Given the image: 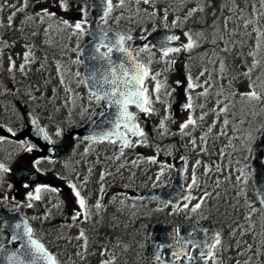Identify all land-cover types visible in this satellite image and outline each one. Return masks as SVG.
<instances>
[{"label": "flooded vegetation", "instance_id": "flooded-vegetation-1", "mask_svg": "<svg viewBox=\"0 0 264 264\" xmlns=\"http://www.w3.org/2000/svg\"><path fill=\"white\" fill-rule=\"evenodd\" d=\"M15 1L18 2V0ZM58 1L52 0L56 7L53 9L55 11L51 12L55 13L54 17H47L42 14L36 16L39 21L47 24L45 29L43 27L34 29L31 27V23H26L27 19L26 22L21 19L22 15H13L16 12H14L15 6L12 3L10 4L8 0L2 2L5 12L2 14L0 10V91L3 93L0 94V125H3L7 130H13L15 132L14 136L19 138L20 145L9 140L0 142V162L10 169L6 173H0V207L8 212L20 210L29 224L38 234L43 236L46 247L57 256L60 264H81L82 262L81 260L74 259L72 261L69 259L67 255L69 252L62 247L61 244L67 239V236L62 239L59 238L56 242L58 235H66L76 230L80 233L83 232L84 237L91 236L94 244L99 247L112 248V250L116 248L115 251L113 250L112 258L114 264H118L116 260L120 261V264H162L160 261L152 259L149 253V234L154 224H158L159 232L167 234L169 240L168 243H164L163 238H161L155 248L157 251L169 248L170 264H173L172 252L180 247L182 236L186 240L193 239V234H188V229L184 226L193 223L200 224L209 218H212L213 227H215L221 238V244L215 250L217 264H226L224 257L230 253H232L231 257H235L232 259L233 264H253L252 258L256 253L262 252L264 245L263 212L255 200L253 192L248 187V194L242 197V195H238V189H240L238 185H228L223 190L216 188L212 183H210L212 184L210 186L208 184L211 174L215 173L214 170L207 169L202 174L198 173V168L193 171L190 169L189 161L194 157L208 163L215 160V163L218 164L216 163L214 169L217 171H220L221 163L219 164L217 158L207 155L208 149L204 142L197 146L196 152H192V149L185 143L186 140H189V136L193 133L195 127L190 125L189 129L185 130L187 134L182 135L179 131L180 125L188 119L184 117L183 103L189 95L194 97L195 92H197L196 90L188 91V76L191 75L193 81L197 82L196 72H203L206 75V69H203V67H189L190 60L184 58L183 50L179 53L170 54L166 58H162V52L160 51H145V48L150 49L148 42H144L140 48L135 50L134 56L138 61L150 68L151 75L159 73L157 80L162 84H166V87H162L163 92L160 93L163 101L159 102L161 107L153 105L156 110L153 114L146 115L143 112H138L134 106L130 107V111L137 113L138 122L147 136V142L138 144L136 141L139 138L131 137L133 146L124 148L122 154L120 152L117 155H122L123 166L121 169H117L115 173L112 166L113 145L111 143H94L74 133L78 128L77 123H91L99 118L98 113L104 110L103 103L99 107L95 103H92L90 107L87 105L85 112L82 113L80 100H77L74 111L66 112L68 114L66 119L61 115L62 109L56 110L58 107L43 116L38 111L39 107L34 110L22 105V107L26 106L32 111L39 127L48 134L52 154L48 155L46 159L41 154L38 146L29 138L32 129L25 124L24 118L19 112V107H21L19 105L21 104L15 102L12 98V92L19 89L22 92L42 91L46 86L40 81V78L50 79V86L47 88L56 90L53 87L54 70H56L58 78L57 83L60 85L63 84L61 79L65 76L61 68L66 70L70 65H72L75 73L79 72L81 74V49L89 40L87 31L83 35H73L74 28H65L58 23V21H61V14L69 16L73 12V4H69V7H67L69 10L63 13L61 6L59 8L58 3H55ZM41 2H44V0H28V4H34V8L41 6L38 11L45 9L43 7L44 3ZM86 8L89 9V6ZM9 16H12L13 19L12 25L8 27ZM82 17L80 15L75 21L82 19ZM89 18L90 11H87L88 21ZM50 20L55 22V25L54 23L52 25L54 26L53 31L56 30L57 33L60 31V35L55 36V33L51 32ZM162 25L165 28V24ZM100 28L106 31L111 27L100 24ZM41 33H46L47 36L43 37ZM40 37L48 38V41L39 44L36 40ZM137 37H132V39ZM143 37H141V40H143ZM71 39L74 48L70 56L68 44ZM131 40L126 41V48L130 47ZM173 43L177 45L176 47H182L179 43L176 42V44L175 41ZM14 44L19 46L18 50L13 49ZM28 51H31L32 58L25 64L24 71L21 72L19 66L25 63L23 54ZM103 51L107 50L103 49ZM151 52L158 54L157 57H153L154 68L150 67L152 60L148 61L146 58V55H150ZM212 55H215V53ZM16 57L19 59L20 65L17 66L16 63L15 69L9 72L10 63L16 61L14 59ZM219 58L224 63L223 46ZM160 59H162L164 66L155 67L156 64H160ZM169 59H174L175 63L172 65L166 63ZM77 60L80 63L75 65ZM33 65H41L40 71L35 70ZM223 75L224 71L220 76ZM1 77L9 80L1 79ZM81 77L82 75L77 77L78 86L81 85V82H79ZM151 80H146V85ZM177 81L180 83L178 84ZM220 83L222 86L224 85L223 77L220 78ZM203 97L200 95L201 100H203ZM61 107L63 106L61 105ZM199 109L203 110L200 106H196L192 109V112ZM93 111L97 113L96 116L92 115ZM48 114L52 116L50 117ZM166 115L168 119L164 121L167 129L165 132V129L159 126ZM152 120L159 124L158 129L155 125H149ZM204 124V120L198 119L196 121V125ZM57 130H60V136L56 135ZM197 133L204 134L200 131ZM157 137H159V141ZM82 143L88 145V149L95 146V151L90 155V159H87L82 151L77 149L73 155L76 160L73 161L68 154ZM26 147H31L32 151H26ZM36 155H42V157H36ZM136 156H138L137 161H131ZM162 157L167 161L163 168L165 169L164 177L166 179L163 183H160V176L158 180L151 184L153 176H148V171ZM152 158L155 159V163L151 162ZM36 160H40L39 165H34ZM178 167L183 172V184L191 191L190 197L193 196L192 188H189L193 173L197 177V185L207 188V195L203 199V214L200 218H194L192 213H188L187 210L184 211L185 204L190 201L189 199L176 208L145 196L146 193L153 190L168 187L173 181ZM37 168H39V171H37ZM119 173L122 175H119ZM2 179H8L10 184L2 182ZM70 183L75 185V190L81 193L88 210L87 214L81 215L77 220H74L73 216L77 212L83 213V210L79 209L76 203L74 190L69 186ZM25 184L28 185L27 188L24 187ZM34 186L57 189L55 192H44L48 199V205L47 210L43 212L40 224L34 223L32 216L29 214V211L33 212V208L27 206L28 203H31L27 200V193L34 192ZM109 186L114 187L113 192L111 189L109 190ZM102 188L103 191H101ZM97 202L101 205L99 209L95 207ZM247 217H251V219H246ZM210 226L212 227V225ZM116 235L127 236L128 239L133 235H140L144 243L137 242L138 237H135L128 240L132 242L131 246L127 245L128 241L122 245L114 246L113 240L119 241V238H114ZM9 239L6 233H0V243L7 245ZM16 246V244H13V247ZM120 247H125V249H119ZM146 249L147 255L144 259H141L140 251ZM193 249L192 245L188 244L185 247V252L187 255H191ZM61 251L67 254L61 253ZM65 255H67L66 259ZM187 255L182 256L179 260H174L187 259ZM262 263L264 264V261ZM86 264H89V262H86ZM209 264H212V262L209 261Z\"/></svg>", "mask_w": 264, "mask_h": 264}, {"label": "rangeland", "instance_id": "rangeland-1", "mask_svg": "<svg viewBox=\"0 0 264 264\" xmlns=\"http://www.w3.org/2000/svg\"><path fill=\"white\" fill-rule=\"evenodd\" d=\"M2 1L0 0V10L1 13L4 14V9L1 6ZM10 4L12 3L14 7V12H16L14 15H22L21 19L26 23H31V27L34 29L40 27L45 29L46 23L41 22L38 20L36 16L37 13H41V10L38 11V9L41 8V6H36L34 8V4H27V8H25L23 11H17V9H20L24 5V0H8ZM83 1L86 0H73V12L67 16L65 14H61L60 18L61 21H58V23L62 26V20H68L70 23L75 22L76 19L81 15L80 9H83ZM81 2V3H80ZM35 3V2H33ZM43 7L47 9L49 12H54L53 10L55 5L52 3V0H44ZM59 8L61 0L58 2ZM119 0H113V4H118ZM226 4L228 5V11H231L230 13V19L234 21L235 26L241 31V32H248L250 35H248V42H247V48L243 55V61L245 65L247 66V69L243 71L244 73L248 71L249 68L252 67L253 64V57L249 55L250 52L255 50V44H256V36L257 33L254 31L255 27H259L260 25H264V16H257L253 14V5L256 6V9L258 12H264V8H261L260 6V0H226ZM200 7V4H198L195 0H153V3L151 5H146L143 3H140L139 5L136 4L135 0H126V3L124 7L115 8L111 15L108 17L107 23L108 24H119L120 22H124V26L126 27L123 29L125 32L129 33L131 36H141L144 31H147L150 28H154L156 26H159L160 24H173V17L176 15V13L185 14L188 15L189 11L192 9H198ZM33 9H35L33 11ZM155 11V15H149V13ZM165 11L167 13V20H164V14ZM65 10H63V13ZM31 16V19L29 17ZM227 16V14H226ZM226 16H220V23L222 24L226 23ZM259 19L260 25H257L255 23L248 24L247 27H245V22L248 20L255 21ZM55 22L53 20L49 21V27L52 29L51 32L55 33V36L60 35V31L57 33L56 30L53 31L54 26H52ZM12 25V24H11ZM212 25L214 24H208L207 29L209 36L207 35L206 41L209 42L212 41L213 44H216L212 40V32L217 30V27L213 28ZM9 27V25H8ZM48 27V26H47ZM65 27V26H64ZM66 28V27H65ZM43 37H46V33H41ZM40 37L36 40L37 43L41 44L42 42H47L48 38ZM50 37V36H49ZM179 39L176 40L177 43H179L181 46L185 43H187V37L184 34H181L178 36ZM203 38V37H201ZM72 39L70 43L68 44L69 47V55L71 56V53L73 52V48L71 46ZM225 46L229 45V41H225ZM218 49L216 52H220V45H218ZM14 50H18V45H13ZM21 51V50H20ZM262 53H264V49L261 50ZM184 58H192L194 57V54H192L191 51H185L183 50ZM154 56H157L155 54ZM215 56H218L215 54ZM148 61H151L152 57L146 56ZM215 58V57H214ZM216 59V58H215ZM260 59V57H258ZM196 61L191 62L193 64V67L196 66ZM17 63V66L20 65V61L16 60L14 62ZM162 59H160V64H156L155 67H163ZM219 66V63L216 60H213V57L209 59V63L206 67H203L205 70L206 75H201L202 72L197 73L195 77L197 78V83L200 85H203V87H197L195 90V96L193 97V103L194 107L203 105V110H194L192 112V109H185L184 117L188 118L189 115H192L193 118L198 121V119L201 117V115H204V125H196L195 129L193 130V133L189 136V140H186V144L189 147L193 148V151L197 149V146L204 142L207 144L209 150L210 156H216L221 161V168L220 171L214 170L215 173L211 174L210 182L208 185H214L216 188H220L223 190L225 188V185H238L240 186L239 194L242 189V197L246 195V182L248 178V169L246 167V158H248L250 152L252 151L254 147V143H256L257 137L262 136L264 137V123L263 126L260 128L259 132L257 131V128L255 129H248L249 128V119H245L247 116L251 115V110H253L254 106L251 105V109L249 107L250 101L247 99L241 98V93H247L250 91L249 84L250 82H255L256 84V90L258 92H262L264 90V60H262L261 65L256 68L258 78L256 79L255 76L251 77V81L249 78L245 75L241 77L242 81L240 83L229 85L225 80V85H221L220 83V74L221 71L217 67ZM151 68H154L153 66V60L150 64ZM252 74V73H251ZM45 73L43 74L44 77ZM213 75V76H212ZM1 79H7L4 77H1ZM54 88L57 89V91L52 90L51 88H47L49 92L45 93L46 97L38 101L36 99V95L38 93L33 92L28 94L26 98L21 97L20 93L21 91L17 92V97H20L24 99L27 103H29L32 106L40 105L43 107V103H51L54 102L55 104H50L48 107H44L41 113H46L48 109H50L52 106V110H54L56 107L58 109H62L61 115L66 119L68 111L73 112L77 102L75 100V103H73V99L77 100H85L86 92L85 90L80 87L79 89L75 86V83L77 82V78L74 76V71L71 67L68 68L67 74L63 77V84L58 85V78L56 75V70H54ZM207 80V83L205 81ZM40 81L43 82V84L46 87H49V81L50 79H41ZM67 83V85H66ZM147 86L149 88V91L154 88L155 81H148ZM66 89H71V91H67ZM207 89V96L204 100L200 99V94L203 93ZM202 90V91H201ZM218 93H222V95H218ZM56 96V97H55ZM227 97V99H225ZM234 97H236V100H238V104H235ZM46 101V102H45ZM261 101L264 105V95L261 96ZM153 102L154 105L157 107H161L158 102L155 101V96L153 95ZM188 102V99L184 101L183 106L186 105ZM222 102V103H218ZM260 102V101H259ZM63 105V107H61ZM225 105H228V111L227 113H220L219 109L224 107ZM82 107V106H81ZM206 107L208 108V111L206 110ZM82 113L84 112V107H82ZM235 108H238V113L241 118H234L232 115L237 113ZM50 117L52 115L48 114ZM227 119L229 123L227 126L224 125V120ZM214 125V126H213ZM204 128V129H203ZM203 129V130H202ZM200 133H206L199 134ZM205 137L204 140L201 138ZM195 140V146L192 144V141ZM88 145H84L83 143L76 148L79 149V151H82V154H84L87 159H90V155L93 153L94 148L91 146L90 149L87 148ZM75 151L73 152L74 155ZM71 159L75 161L76 159L73 157ZM264 156V152H263ZM36 157H40V155H36ZM136 161V159H134ZM165 159L160 158L158 162L155 165L151 166V169L148 171V176H153L151 180V184L154 183L155 180H158L161 176L160 183H163V181L166 179L164 177L165 174V167L164 164ZM95 163L97 161H94ZM199 162V163H197ZM115 165V164H114ZM190 169L193 171L195 168H198V173H204L207 169H210V166L208 165V162H204L200 159H192V161L189 163ZM116 166V165H115ZM213 170V168H212ZM115 171V170H114ZM113 171V172H114ZM161 172H163V175H161ZM197 173V175H198ZM119 175H122L119 173ZM159 177V178H158ZM239 177V181L237 178ZM219 182V183H218ZM212 183V184H210ZM36 187H34L35 190ZM192 189L194 191L193 193V199L190 200V202L187 205V207L184 208V211L187 210L188 213H192L195 217H202L203 209H198L195 213L191 211V208L194 207L196 203H201V200L205 198V189L199 187L198 185L192 186ZM215 191V190H214ZM40 207L45 211L47 210L48 205V199L45 193H42V198L40 200H36ZM203 203V202H202ZM201 203V207H202ZM141 211H143L141 209ZM67 236V239L63 241L61 244L63 248L66 249L69 254H67L64 251H61V253H65L68 255L69 259L72 261L74 259L81 260L84 264H86V258L89 260H92V264H106V262L113 261V252L116 250V248L108 249V248H102V247H96V246H89L88 239L86 237L80 238V232L73 231L66 235H58L56 242L59 238H63ZM86 241V243H85ZM119 249L124 250L125 247H120ZM67 255H65V259L67 258ZM253 264H263L264 256L263 253L258 252L255 254V256L252 258ZM116 262L120 264V261Z\"/></svg>", "mask_w": 264, "mask_h": 264}, {"label": "snow or ice", "instance_id": "snow-or-ice-1", "mask_svg": "<svg viewBox=\"0 0 264 264\" xmlns=\"http://www.w3.org/2000/svg\"><path fill=\"white\" fill-rule=\"evenodd\" d=\"M136 4L140 3L151 5L153 0H135ZM100 5L102 6V14L100 19L103 23H107L108 17L111 15L112 11L117 7H124L126 0H119L118 4H113V0H99ZM28 0H24V5L22 8L17 9V11H23L27 8ZM61 9L67 10L66 0H62ZM261 8H264V0H260ZM253 14L257 16H264V12H258L256 6L253 5ZM197 10L202 11L203 9H192L189 11L188 16H192L194 12ZM83 13L82 19L70 23L68 20H62V23L65 27L74 28L75 31L73 35H83L86 33V25L88 24L87 20V9H81ZM47 17H54L55 13L49 12L47 9H42L41 13H37L40 15ZM155 11L149 13V15H155ZM14 15V14H13ZM164 20H167V13L165 11ZM13 17L9 16V26H11ZM29 19H31L29 17ZM177 21H173V26L177 25ZM250 23H255L260 25L259 19L252 21L248 20L245 22V27ZM254 31L257 33L256 36V44L255 50L250 52L249 55L253 57L252 67L248 69L247 72L244 73L245 76L249 78L251 81V73L261 65L262 60H264V53H262V49H264V25H260L259 27H255ZM92 36V55L89 57L91 61L97 62V64L91 65V67L87 70V75L84 81H79L85 83V86L88 87V103L91 105L95 103L97 107H99L102 103L104 105V110H101L98 113L99 119L94 120L93 124L95 125L92 133L87 137L90 141L94 143H111L112 145H117L119 142L120 152L122 154L123 149L126 147H132L133 141L131 137H138L139 139L136 143H146L147 136L143 129L141 128L138 122L137 113L130 111V107H135L138 112H143L146 115L153 114L156 110L153 107V95L155 96L156 102H163L162 97L160 96V92L162 87H166V84H162L159 80H157V76L159 73L155 75H151L150 68L138 61L136 57L132 55V51L125 47V43L128 40H131L132 37L130 35L116 34L114 39L109 38V33L100 29L99 31H93L88 33ZM184 35L187 37V43L183 44L182 47H170L169 44L173 41L179 39L176 35H169L165 38V40L159 43V48L162 50V58L169 57L170 54L179 53L181 50L191 51L197 45V40L194 39L193 34L191 32H185ZM201 34H196L199 36ZM250 35V34H249ZM6 46V45H5ZM79 47V45H77ZM101 49H107V51H101ZM148 49L145 48V51ZM113 51L119 52L123 54V59L119 62L114 61L112 59L111 54ZM227 51V48L224 49ZM260 57V59H258ZM32 58L31 51L25 52L23 54L24 64L19 66V71L23 72L25 64H27ZM11 61V58H10ZM75 63L79 64L80 61L77 60ZM169 65L175 63L174 59H169L166 61ZM15 63L11 62L9 66V72H12L15 69ZM221 74L224 71V63L221 61ZM80 73L77 72L76 76L80 77ZM201 75H204L202 72ZM152 79L155 81V86L149 91L148 86L146 85V80ZM63 78L61 79V83H63ZM179 84L180 82L177 81ZM207 83V80L205 81ZM197 87H203V85L198 84L196 81H193L191 75L188 76L187 89L189 92H192ZM249 89L247 93H241L242 99H247L248 101H261V93L256 90L255 82H250ZM67 91H71V89H66ZM200 95L207 96V89ZM218 95H222V93H218ZM188 102L183 107L185 109H193V97L191 95L188 96ZM227 99V97H225ZM75 103V99L72 101ZM222 103V102H218ZM203 108V105L200 106ZM108 109H114V111H108ZM167 111V109H166ZM228 105L219 109L220 113H227ZM93 116H96L97 113L93 111ZM206 115V113L204 114ZM204 115H201L199 119L203 120ZM168 119L166 115L163 120H161L160 128H165L164 121ZM229 121L227 119L224 120V125L227 126ZM35 125V121H33ZM195 127L196 120L192 115H189L186 122L180 125L179 131L180 133L187 134L185 132L186 129H189V126ZM214 126V125H213ZM35 130L37 133L43 134V138L45 140H49L48 134L44 131V129L40 128L38 125H35ZM3 129H0L2 132ZM8 131L14 136L15 132L11 129ZM57 136L61 135L60 130L56 132ZM202 140L205 137L201 138ZM0 142H3V138L0 137ZM192 144L195 146V140L192 141ZM26 151L31 152V147H26ZM151 162L155 163V159L152 158ZM40 160L34 161V165H39ZM199 163V162H197ZM10 171V169L3 163H0V173H6ZM39 171V168H37ZM163 175V172H161ZM103 179V176L101 177ZM159 178V177H158ZM239 181V177L237 178ZM219 183V182H218ZM197 185V177L195 173L192 176V183L189 185V188ZM69 186L74 190L75 200L79 206V209L83 210V213L77 212L76 215L73 216L74 220L79 219V217L83 214H87V205L85 199L81 196V193L76 189L75 185L71 183ZM24 187H28L27 184ZM55 192L57 189L50 187H36L34 192L27 193V200H40L42 198L43 192ZM103 191V188L101 189ZM207 195V193L205 194ZM256 197L259 203L264 206V188L259 187L256 191ZM186 199H193V197H186ZM203 200H201V203ZM201 203H196L194 207L191 208V211L195 213L198 209L201 208ZM28 207H32L31 203L27 204ZM97 209L101 207L100 203L97 202L95 205ZM187 207V205H185ZM251 207V206H250ZM254 211V209H253ZM47 218V216H45ZM35 219V218H33ZM246 219H251V217H247ZM7 228L11 235L9 239L10 244H16V247H9L4 243H0V264H60L57 256L46 247L43 242V236L38 234V232L29 224L26 218H22L19 222L9 221L3 218H0V233ZM84 236V233H80V238ZM86 243V241H85ZM179 243V241H178ZM187 244H191L193 248H199V259L204 260L207 264L208 261H211L212 264H217L216 261V247L221 244V238L219 233H215L214 235L208 237L206 234V239L201 241H193L188 239L185 243L181 244L178 249L173 250L172 256L174 259L179 260L182 256L187 255L184 251ZM156 259L159 260V255H156ZM187 259L191 262L194 258L191 255H187ZM106 264H113V262L109 261Z\"/></svg>", "mask_w": 264, "mask_h": 264}, {"label": "trees", "instance_id": "trees-1", "mask_svg": "<svg viewBox=\"0 0 264 264\" xmlns=\"http://www.w3.org/2000/svg\"><path fill=\"white\" fill-rule=\"evenodd\" d=\"M196 1L200 3L201 0ZM213 3L218 4V0H205V7H203V10L200 13H195L191 16L187 20V26L203 33L204 39L206 40L207 35L209 36L207 25L214 24L212 25V30L218 25L219 27H217V30L212 32V40L217 43L218 36H220L222 31V28H220V16L222 13L228 12V9H225V5L223 6L224 9H222L221 7L219 8L218 5L215 6ZM247 38L248 34L244 32L232 31L231 29L224 30L222 39L223 41L230 42L229 45L224 47V49L227 48V51H224V56L225 61L228 64H231L232 58L235 59L234 62H238V60L243 61V52ZM208 43L213 44L211 40ZM131 238L133 239L134 237Z\"/></svg>", "mask_w": 264, "mask_h": 264}, {"label": "water", "instance_id": "water-1", "mask_svg": "<svg viewBox=\"0 0 264 264\" xmlns=\"http://www.w3.org/2000/svg\"><path fill=\"white\" fill-rule=\"evenodd\" d=\"M92 5H93V8H94L93 9V20L91 21L90 26H91V30L93 32V31H98L96 23L100 19V16L102 14V6L100 5L99 0H92ZM156 34H158V35L161 34V35L167 37V36L171 35L172 32H169V31H157ZM109 35L115 38V34L114 33L109 32ZM149 39H151V38H149ZM151 43L154 44L152 41H151ZM111 56H112V59L114 61H116L115 57H118L119 61L124 58L122 53H118V55H117L116 51H113ZM97 66H99V65L97 64ZM88 69L89 68L85 69V72H84V77L85 78H86ZM83 129H84V132H85V130H87L88 134L92 133V131H93L92 128H87V129L83 128ZM250 166H251V169H252V172H253L252 180H253V185L255 187V191H257L258 186L264 188V164L261 163L260 160H259L258 150H256L252 154L251 159H250ZM187 194H188L187 191H183L181 182H180V185H177L175 182H173V185H171L168 189L150 193L149 196H151V198L162 200V201H165V202H168V203H172V200H173V204H175V202H178L177 199H179V200L185 199ZM172 195H173V197H172ZM263 209H264V206H263ZM0 218L9 220V219L12 218V216L10 214H4L3 211L0 210ZM4 230L6 232H8L9 235H11L10 231L7 228H5Z\"/></svg>", "mask_w": 264, "mask_h": 264}, {"label": "bare ground", "instance_id": "bare-ground-1", "mask_svg": "<svg viewBox=\"0 0 264 264\" xmlns=\"http://www.w3.org/2000/svg\"><path fill=\"white\" fill-rule=\"evenodd\" d=\"M67 1H69V0H66V2ZM231 1V0H230ZM226 3V0H218V4H215V3H213L215 6L216 5H218V7L220 8H222L223 6H224V4ZM84 8H86L85 6H83ZM87 9V8H86ZM80 11H81V9H80ZM87 11H88V9H87ZM81 15L83 16V13L81 12ZM75 65H76V63H75ZM69 67H71L72 69H73V67H72V65H70ZM33 68L35 69V70H37V71H40V69H41V65H33Z\"/></svg>", "mask_w": 264, "mask_h": 264}]
</instances>
